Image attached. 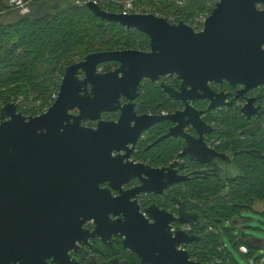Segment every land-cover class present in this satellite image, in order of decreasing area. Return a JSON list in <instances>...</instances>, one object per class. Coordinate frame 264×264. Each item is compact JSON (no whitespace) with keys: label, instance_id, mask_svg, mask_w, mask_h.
Masks as SVG:
<instances>
[{"label":"water","instance_id":"obj_1","mask_svg":"<svg viewBox=\"0 0 264 264\" xmlns=\"http://www.w3.org/2000/svg\"><path fill=\"white\" fill-rule=\"evenodd\" d=\"M260 6L264 0H217L195 31L183 21L152 13L122 16L88 3L99 19L145 35L148 50L99 51L67 66L56 99L35 117H24L14 103L0 108V264H80L70 253L94 239L111 249L113 239L120 241L139 264H201L183 248L199 237L172 230L176 223L190 224V216L154 203L141 209L138 200L187 181L180 159L218 167L224 154L207 145L214 129L193 103L207 101L205 111L212 112L264 85ZM106 63L116 67L100 72ZM172 77L177 89L161 81ZM144 81L159 83L181 109L138 114L135 101ZM223 83L241 87L228 102L227 93L210 87ZM257 100L246 98L240 108L248 120L259 116ZM104 113L119 115L105 120ZM162 122L171 126L147 149L180 139L175 159L160 167L131 161L140 137ZM133 181L137 185L124 189ZM87 222L92 231L84 229Z\"/></svg>","mask_w":264,"mask_h":264},{"label":"trees","instance_id":"obj_2","mask_svg":"<svg viewBox=\"0 0 264 264\" xmlns=\"http://www.w3.org/2000/svg\"><path fill=\"white\" fill-rule=\"evenodd\" d=\"M0 0V11L6 9ZM100 8L117 13L125 0H113ZM138 0L149 12L166 18L177 16L175 22L189 23L196 13L211 12L215 0ZM74 0H32L30 12L19 14L5 11L0 14V106L12 99H21L18 111L24 117H35L50 106V100L58 91L60 80L67 66L81 61L85 56L99 52L133 49L148 50V38L127 30L117 23H109L94 16L86 7H78ZM207 3H212L208 7ZM177 4V5H176ZM106 63L98 67L106 72ZM104 68V69H103ZM172 84L178 88L179 81L173 77ZM172 87V88H173ZM211 89H229V85L211 84ZM261 98L262 113L256 123L242 115L236 102L231 107L206 112V105L194 102L203 109V119L214 123V131L208 137L219 142L214 148L219 154L230 155L231 174H223L211 164H201L186 159L187 171H194L187 181L165 191L163 196L150 195V203L176 213L180 210L192 219L188 234L199 237L197 242L183 247L192 260L201 264H238L223 240L227 238L231 248L249 262L257 250H264V239L245 233L252 219L250 214L261 217L260 228L264 232V209L256 205L264 203V92ZM181 103L173 101L161 91L159 83L144 81L137 99V113L160 115L180 109ZM109 119V118H106ZM170 126L162 122L144 134L135 148L133 161L147 163L152 167L167 165L179 153L182 141L166 139L147 149L149 143L161 137ZM142 205L148 203L145 198ZM144 203V204H143ZM176 228L181 225L174 224ZM258 230V228H256ZM111 249L97 241L98 262L139 264L137 257L123 250L120 243ZM244 246L246 253L239 251ZM98 258V257H97ZM264 255L252 259L257 264Z\"/></svg>","mask_w":264,"mask_h":264},{"label":"flooded vegetation","instance_id":"obj_3","mask_svg":"<svg viewBox=\"0 0 264 264\" xmlns=\"http://www.w3.org/2000/svg\"><path fill=\"white\" fill-rule=\"evenodd\" d=\"M216 2H217V0H215V3H214V6H215V4H216ZM214 6H213V8H214ZM212 8V9H213ZM259 8H264V6H260ZM212 11V10H211ZM211 13V12H210ZM209 13V14H210ZM116 67V66H115ZM100 72H103V71H100ZM173 78V77H172ZM172 78H164V79H162L161 81H164V82H166V84H168V85H170V84H172ZM179 85V84H178ZM171 86V85H170ZM171 87H173V86H171ZM178 87V86H177ZM230 87V86H229ZM174 88V87H173ZM175 89H177L176 87H175ZM239 89H241L239 86H236V87H230L229 89H222V88H217V91L216 92H220V91H222V92H224V93H227L228 95H229V97H228V100H227V102L228 101H230L231 99H233V97L236 95V92L239 90ZM140 96V95H139ZM250 97H256V98H258V100L255 102V104H254V106H261V110H262V104H261V98H260V96L258 95V93H256V92H254V91H251V92H249V93H247V94H245L244 96H242V97H240V98H238L237 100H234V102H233V104L236 102V105L237 106H239L240 108L242 107V105L244 104V102H245V99L246 98H250ZM138 99V98H137ZM137 99H136V101H135V110H136V112H138L137 111V107H136V104H137ZM203 104H205L206 105V107H207V104H208V102L207 101H201ZM125 103V100H121V105L122 104H124ZM180 103V102H179ZM180 105H182V104H180ZM206 107H205V109H206ZM181 109V108H180ZM198 110H203V109H199V108H197ZM260 110V112H259V116L256 118H253L252 120H250L251 122H253V123H256L257 122V120H258V118L260 117V113L262 112ZM168 113H171V112H169V111H165V112H161L160 114H168ZM140 114V113H139ZM118 113H104V114H102V116H101V118L102 119H105V120H116L117 118H118ZM205 116V114L203 113V116L202 117H204ZM106 118H109V119H106ZM204 120V119H203ZM205 121V120H204ZM206 122V121H205ZM207 123V122H206ZM85 125H88V126H90V127H94L95 126V122H90V121H87V122H85L84 123ZM171 126V125H170ZM169 126V127H170ZM168 127V128H169ZM168 128L166 129V132L165 133H167V130H168ZM214 129V128H213ZM188 132L189 133H191V134H193V132H191V131H189L188 130ZM164 133V134H165ZM163 134V135H164ZM194 135V134H193ZM209 136V135H208ZM208 136H206L205 137V141H206V143H207V145L209 146V147H211V148H215L218 144H219V142H217V144H215L216 142H213V141H211L210 139H209V137ZM159 138V137H158ZM154 142V141H153ZM149 144H151V143H149ZM148 144V145H149ZM136 148V147H135ZM134 153H135V149H134V151L132 152V155H131V158H130V160L131 161H133V155H134ZM175 159V158H174ZM173 159V160H174ZM186 159L187 158H183V159H180L179 160V162H180V164L182 165V167H181V169L179 170V173L180 174H182V175H188V174H190V178H191V176H192V173L194 174V171H187L186 172V168H187V166H186ZM172 160V161H173ZM171 161V162H172ZM217 161H218V163H220V165L221 166H219L218 165V167H216V170L218 171V172H220L221 171V169H224L225 170V168H228V167H230L231 168V166H230V155H224V157L223 158H221V159H217ZM170 163V162H169ZM168 163V164H169ZM167 164V165H168ZM201 164H204V165H206V164H208V163H201ZM167 165H161V166H167ZM224 166H226V167H224ZM160 167V166H159ZM224 173H225V171H223ZM223 173V174H224ZM226 174V173H225ZM189 178V179H190ZM137 181H133V182H131L129 185H127V186H125L124 187V189H127V188H130V187H133V186H135V185H137ZM165 193V192H164ZM150 195H152V194H147V195H143V196H140V198H139V200H138V202H139V205H140V208L141 209H143V208H145V207H147V206H149L150 204H152V203H150V200H151V197H150ZM164 195V194H163ZM163 195H161V196H163ZM145 198V201L148 203L146 206H144V205H142L141 203H142V201H144L143 199ZM144 204V203H143ZM160 208H162L163 209V207H160ZM166 211H168V210H166ZM170 212V211H169ZM173 214H175L176 215V213H173ZM84 229H87V230H90V231H92V229H93V226H92V223L91 222H87L84 226ZM97 239H94L93 241H89V245H86V246H81L76 252H71L70 253V256H71V258L72 259H75V260H79V261H81V263L80 264H117V263H115L113 260L112 261H110L109 263H104V262H98V259H100V256H98V255H96V248H95V246L97 245ZM112 242H113V245L114 244H116V243H120V241H118V240H112ZM98 257V258H97ZM47 262L49 263V264H51V259H48L47 260Z\"/></svg>","mask_w":264,"mask_h":264},{"label":"built area","instance_id":"obj_4","mask_svg":"<svg viewBox=\"0 0 264 264\" xmlns=\"http://www.w3.org/2000/svg\"><path fill=\"white\" fill-rule=\"evenodd\" d=\"M32 0H7L5 2L6 5V9L4 11H0V14L5 13V11H17L19 14H27L30 12V3ZM75 5L78 7H82V6H86L88 3H92L95 4L97 6H105L108 3H116L113 0H74ZM178 3H180L181 1L176 0ZM122 8L119 10V12L115 13V14H120L122 16H127V15H131V14H150L148 8L143 5L142 3H139L138 0H125L122 3ZM108 12V11H106ZM156 15V14H155ZM158 16V15H156ZM209 16V13L207 11H202L199 13H196L194 15V17L189 21L188 25L194 29L195 31H200L204 25V22L206 20V18ZM61 81V80H60ZM60 84V83H59ZM241 88V87H240ZM256 93H260V92H264V85L257 87L255 90H253ZM57 93H54L51 97L50 100V105L52 104V102L56 99ZM21 102V99H12L10 100L9 103H14L17 105V109H18V104ZM2 106H0L1 108ZM222 108L216 109V110H220ZM47 110V108H45L41 113L45 112ZM215 111V110H214ZM40 113V114H41ZM38 114V115H40ZM212 127H214V123L210 124ZM144 138V134L140 137L141 141ZM217 144V142L215 143ZM133 162H137V161H133ZM176 227L173 225L172 226V230H175ZM179 230L188 232L190 231V226L187 224L181 225L179 228ZM239 251L242 253H246L247 250L244 246H240L239 247ZM252 264V262L250 263Z\"/></svg>","mask_w":264,"mask_h":264},{"label":"rangeland","instance_id":"obj_5","mask_svg":"<svg viewBox=\"0 0 264 264\" xmlns=\"http://www.w3.org/2000/svg\"><path fill=\"white\" fill-rule=\"evenodd\" d=\"M170 1H172V0H170ZM207 4H208V7H211L213 5L212 3L211 4L210 3H207ZM203 11H207V9L206 10H203ZM208 13H210V12H208ZM177 18H178L177 16H171L170 17V19H172L174 21L173 23H177V22H175L177 20ZM186 24H188V23H186ZM114 68H115L114 66L109 65L107 67V71H110V70H112ZM98 70L101 71L102 68L101 69H98ZM86 126H88V125H86ZM138 162H140V161H138ZM218 165L221 166L220 163H218ZM224 167H226V166H224ZM223 171H229V170L228 169H225V170L224 169H221V171H220L221 176H224L223 175V173H224ZM263 209H264V203H260V204H257L256 205V210L257 211H261ZM249 216L252 219L247 224V226H249L250 229H245V233L247 235H250V236H252L254 238H257V239H264V232H262V230H260V228H263V226L261 225V222H260L261 221V217L259 215H256V214H250ZM256 228H258V230ZM222 240H223L226 248L230 252H232V254L234 256V259L237 261L238 264H250L252 262V259L253 258H256V257H259L261 255H264V250H257L253 254V257L251 258V260L249 262H247L244 259H242L239 254H237L235 251H233V249L231 248L229 242L227 241V238L224 235L222 236ZM257 264H264V259H262V261L261 262H258Z\"/></svg>","mask_w":264,"mask_h":264}]
</instances>
